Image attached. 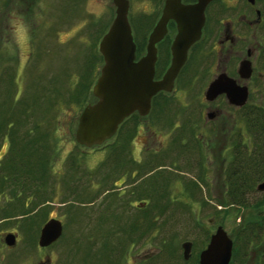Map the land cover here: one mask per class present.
I'll use <instances>...</instances> for the list:
<instances>
[{
	"label": "rangeland",
	"instance_id": "obj_1",
	"mask_svg": "<svg viewBox=\"0 0 264 264\" xmlns=\"http://www.w3.org/2000/svg\"><path fill=\"white\" fill-rule=\"evenodd\" d=\"M128 1L134 41L146 45L162 5ZM234 3V12L247 9L242 1ZM114 16L112 0H0V264H198L218 226L235 240L230 264H264V237L249 242L243 236L250 222L264 225L260 181L255 190H245L248 206H243L228 195L226 177L234 156L240 155L243 167L262 161L264 135L252 136L242 116L243 140L250 146L236 155L232 143L217 136L219 146H226L205 155V183L202 170L188 165L196 154L187 157L190 135L179 114L185 113L184 101L199 95L212 55L204 58L201 73L170 95L184 101L174 100L172 121L159 123L155 144L177 147L154 158L144 152L140 174L132 180L137 183L128 187L130 199L111 187L121 159L108 150L112 145L123 150L136 139L126 135L95 148L76 141L79 115L96 101L92 90L104 62L99 42ZM214 19L211 14L209 21ZM82 83L88 88L78 97ZM52 217L62 222V235L41 247V227ZM7 233L16 236L13 246L5 242ZM186 241L192 244L188 259Z\"/></svg>",
	"mask_w": 264,
	"mask_h": 264
},
{
	"label": "flooded vegetation",
	"instance_id": "obj_2",
	"mask_svg": "<svg viewBox=\"0 0 264 264\" xmlns=\"http://www.w3.org/2000/svg\"><path fill=\"white\" fill-rule=\"evenodd\" d=\"M165 1L157 0V3L162 5L163 8ZM181 1L183 3H194L197 0ZM235 1L236 4L242 1L244 3L242 7L247 6V9L245 11L239 10L238 13L236 11L234 12L233 9L236 8L234 6ZM239 1L212 0L207 4L205 8V23L202 27L201 36L189 47L186 59L173 81L171 91L161 90L156 93L151 98L150 108L146 114H141L138 110L133 111L118 125L113 136L105 141L106 144L115 138L126 135L136 139L133 145H126L123 150L116 149V146L112 144H110L112 146H109L111 149L108 150L111 157H120L121 159V168L116 177L118 181H113L111 187L116 190L119 189L120 194L125 199L127 196L130 199L131 194H133V192L129 193L128 187L137 183V181L132 180L140 174L139 168L144 161V152H150L154 158L163 149V152H168L174 151L175 147H177L173 145L172 150L170 148L171 146L155 144L159 142L157 127L161 121L162 123H165L167 120L169 122L172 121L171 117L174 115H170V108L177 100L182 99V97L179 98L177 95L178 97L173 98L170 95L176 91L177 85L180 82L186 85L193 74L201 73V64L204 58L206 60L208 55H212V61L209 62V65L207 63L208 68L205 66V75H202L203 78L199 87V95L196 98L190 97L188 102L182 99L185 102V108L182 107L185 113L179 114L183 125L185 124V130L190 135V138H188L189 143L186 145L187 157L189 158L192 152L196 154L195 162H190L188 165L196 166L202 170L200 177L203 178L205 183V179L207 180L205 176V169L207 168L205 155L214 153L215 149L222 151L226 146L224 145L225 142L219 146L218 139H216L217 136L222 133V138L232 143L229 147H231V150L234 149L233 152L236 155L241 150L239 148H247L250 146L247 141L245 142L243 140L244 135L247 134L245 130L248 129L252 132V136H254L256 133L254 134L252 128L254 129V127L260 125L264 118V0H254V2L250 0ZM211 14L215 18L213 23L209 21ZM176 32V23L171 19L167 24L166 34L156 45L157 53L154 63V80L162 79L172 64L171 43ZM169 38L170 40H168ZM145 53L146 45H144L143 50L138 51L136 43L135 60L140 59ZM243 62L246 63V69L240 70L241 63ZM221 77L230 79L227 80L228 83L224 87L226 90L217 93L214 97L207 96L210 84ZM242 88H245L247 91V97L243 103H241ZM255 94L258 95L257 100L253 97ZM193 98L198 101L193 104L195 105L192 108L193 111L186 113V108L190 105ZM199 104H203L204 109L202 111L198 110V113L195 109H199ZM180 106H182L181 103ZM242 116L247 120V129H244L239 122L243 118ZM92 147L99 146L94 145ZM115 153H119L120 155L112 156ZM235 157L231 160L234 163L231 172L234 169L236 172H239L249 166L255 168L264 164V155L261 156L262 161L260 160V163H255L254 161L250 165L247 161L248 164H245L244 167L240 164V155ZM234 158L237 160H234ZM226 177L231 183L229 175ZM228 195L230 196L231 194ZM133 198L136 201L135 205L137 207L138 197L133 196ZM263 227L264 225H260L255 228L261 231ZM197 262L200 264L199 256Z\"/></svg>",
	"mask_w": 264,
	"mask_h": 264
},
{
	"label": "water",
	"instance_id": "obj_3",
	"mask_svg": "<svg viewBox=\"0 0 264 264\" xmlns=\"http://www.w3.org/2000/svg\"><path fill=\"white\" fill-rule=\"evenodd\" d=\"M115 16L107 32L99 42V52L103 57L100 74L93 86L96 101L82 109L75 131L76 141L86 147L100 145L115 133L118 125L133 111L141 114L149 111L151 98L161 90L171 91L173 81L186 59L189 47L197 41L205 23V8L212 0H197L183 3L181 0H166L161 15L148 35L146 53L140 59L136 57V43L128 19L129 1L112 0ZM254 2V0H250ZM176 23L177 32L171 43L172 64L162 79L154 80V63L157 43L167 32L169 20ZM246 63H241V69ZM227 77L213 81L207 96L214 97L225 91ZM242 88V102L247 97ZM232 97V95H231ZM257 189L264 191V181L258 183ZM63 232L62 222L55 217L48 219L41 227L38 244L47 247L56 242ZM5 242L13 246L16 243L14 233L5 235ZM191 242L182 244L183 257L188 259ZM233 240L222 226H218L211 235L207 246L200 252V264H230ZM38 264H50L49 260Z\"/></svg>",
	"mask_w": 264,
	"mask_h": 264
},
{
	"label": "trees",
	"instance_id": "obj_4",
	"mask_svg": "<svg viewBox=\"0 0 264 264\" xmlns=\"http://www.w3.org/2000/svg\"><path fill=\"white\" fill-rule=\"evenodd\" d=\"M136 43H137V46H138V51H141V50L144 49V44L143 43H139V42H136ZM100 57H101V60H102L103 58H102L101 54H100ZM85 85H86L85 83L81 84V88H80L81 91L78 93V97H80L84 93L86 88H88ZM6 91H8V90H6ZM6 119H7V123H11L8 118H6ZM0 128H1V125H0ZM252 130H254V134L257 133L258 135H260V134L264 135V118L261 121V124L258 125L257 127H254V129L252 128ZM261 156H259V157H261ZM244 170H245V168L242 171L236 172V170L234 169L233 172H231L229 174V177L231 179V183H230V187H231L230 194L231 195L230 196H232L234 198V202L235 203L241 204L243 206H248L247 201L244 198L245 195H246L245 190H247V189H250V190L254 189L255 190V186L254 185H256V183L258 181H261L264 178V172H263L264 169L263 168L255 169V168L252 167V169L246 168L247 171H245V172H244ZM8 177H9V174H8ZM251 181H253L254 183H250ZM231 192L232 193L235 192L237 194L232 195ZM262 224H264V223H262ZM254 225H255L254 222H252V223L250 222L246 226V228L243 229V236L245 235V240L246 241L250 242L252 240V238H255V239H253L255 241H259V240H261L264 237L263 232H261V233H260V231L255 232ZM233 247H234V250H233V254H234V251H235V248H236L235 247V240H233Z\"/></svg>",
	"mask_w": 264,
	"mask_h": 264
}]
</instances>
